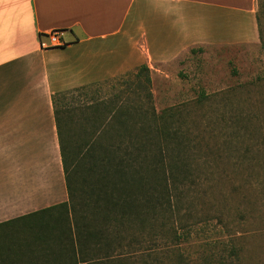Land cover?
<instances>
[{
    "label": "rangeland",
    "instance_id": "obj_1",
    "mask_svg": "<svg viewBox=\"0 0 264 264\" xmlns=\"http://www.w3.org/2000/svg\"><path fill=\"white\" fill-rule=\"evenodd\" d=\"M257 14L263 37L257 43L197 46L166 79L129 74L60 103L64 128L83 141L100 136L105 144L125 146L130 133L159 128L170 135L174 154L183 143L191 173L181 187L174 250L184 264H264V0H257ZM211 16L193 10L188 22L228 41L230 22ZM150 228L138 236L130 264L162 252L165 258L153 264H170L174 253L146 234Z\"/></svg>",
    "mask_w": 264,
    "mask_h": 264
},
{
    "label": "crops",
    "instance_id": "obj_2",
    "mask_svg": "<svg viewBox=\"0 0 264 264\" xmlns=\"http://www.w3.org/2000/svg\"><path fill=\"white\" fill-rule=\"evenodd\" d=\"M193 10L226 17L228 41L193 29ZM55 30L59 44L42 47ZM258 40L257 0H0V223L69 200L59 94L129 74L166 79L197 46Z\"/></svg>",
    "mask_w": 264,
    "mask_h": 264
},
{
    "label": "trees",
    "instance_id": "obj_3",
    "mask_svg": "<svg viewBox=\"0 0 264 264\" xmlns=\"http://www.w3.org/2000/svg\"><path fill=\"white\" fill-rule=\"evenodd\" d=\"M257 23L260 28V14ZM69 93L55 97L69 200L31 219L0 223V264H130L148 225L146 234L174 253L170 264H184L183 254L174 250L180 240L175 219L181 187L191 173L183 143L177 142L181 148L174 154L167 143L170 135L159 128L130 133L125 146L105 144L100 136L76 138L64 128L60 107ZM162 254H151L152 261L142 258L140 264H153L165 258ZM222 262L202 264H227Z\"/></svg>",
    "mask_w": 264,
    "mask_h": 264
},
{
    "label": "built area",
    "instance_id": "obj_4",
    "mask_svg": "<svg viewBox=\"0 0 264 264\" xmlns=\"http://www.w3.org/2000/svg\"><path fill=\"white\" fill-rule=\"evenodd\" d=\"M59 35H60V33L58 30L52 31L49 35V42H43L42 41L41 46L48 48V47L58 45L59 44Z\"/></svg>",
    "mask_w": 264,
    "mask_h": 264
}]
</instances>
